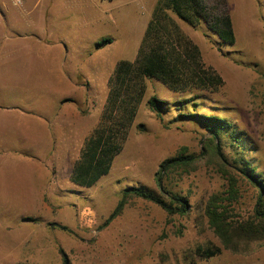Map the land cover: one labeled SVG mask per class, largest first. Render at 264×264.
<instances>
[{
    "label": "rangeland",
    "instance_id": "374dc122",
    "mask_svg": "<svg viewBox=\"0 0 264 264\" xmlns=\"http://www.w3.org/2000/svg\"><path fill=\"white\" fill-rule=\"evenodd\" d=\"M157 1L96 0L101 8L121 6L119 12L110 11L114 24L78 31L71 20H63L49 33L51 40L67 43L73 51L67 62L72 93L64 99L58 94L63 100L56 106L50 102L57 118L65 119L50 127L53 148L46 164L56 188L42 191L47 204L34 212L19 206L18 214L13 207L3 214L0 206V264H264V233L252 241L239 235L226 248L205 214L213 197L227 199L233 191V199L224 203L226 222L235 226L250 221L257 188L241 178L236 160L264 179V0H217L231 19V46L204 25L191 28L167 8L155 14ZM150 22L153 44H163L168 67L187 81V88L173 92L135 72L129 91L102 119L119 137L121 151L107 175L81 187L71 181L73 165L102 118L116 64L124 60L137 66L147 49L143 37ZM26 24L10 27L9 36L34 39L38 33ZM97 33L111 43L97 47L98 41H92ZM153 96L171 105L167 114L148 109ZM193 111L230 123L228 132H234L240 146L230 133L221 136L219 158L214 149L218 142L202 125L177 119L179 113ZM8 145L16 149L14 143H0V153ZM178 155L192 156L194 162L174 170L164 184L184 198L187 214L168 215L151 202L128 197L120 214L106 224L127 188L159 192V165Z\"/></svg>",
    "mask_w": 264,
    "mask_h": 264
},
{
    "label": "crops",
    "instance_id": "0c3cea01",
    "mask_svg": "<svg viewBox=\"0 0 264 264\" xmlns=\"http://www.w3.org/2000/svg\"><path fill=\"white\" fill-rule=\"evenodd\" d=\"M120 8H101L96 0H0V143L4 147L16 144V149L8 145L0 153L3 214L9 213L8 207L18 214L15 207L19 206L34 212L47 204L42 191L56 188L53 171L46 164L53 148L50 127L65 119L57 118L50 102L56 106L72 93L67 62L72 61L73 51L67 43L51 40L49 33L63 20H71L78 31H98L105 23L114 24L110 11ZM25 21L38 35L31 41L19 35L11 38L10 27L17 29ZM100 34L92 41H100L104 36ZM58 94L63 99L58 100Z\"/></svg>",
    "mask_w": 264,
    "mask_h": 264
},
{
    "label": "trees",
    "instance_id": "16d2710c",
    "mask_svg": "<svg viewBox=\"0 0 264 264\" xmlns=\"http://www.w3.org/2000/svg\"><path fill=\"white\" fill-rule=\"evenodd\" d=\"M219 5L220 3L217 0L215 2L213 0H158L154 13L157 14V11L167 8L179 20L191 28L204 25L206 30L216 37L219 42L231 46L235 42L231 19L224 11L219 9ZM153 32L154 24L150 22L143 37V42L148 47L146 50L144 49L145 51H141L142 58L137 66L122 60L116 64L113 70L112 76L109 79L110 89L102 118L96 129L85 140L79 158L74 163L71 171V181L81 187L89 188L102 176L107 175L112 159L121 151L119 137L115 135L114 131L107 129L103 125L102 119H104L107 112L113 111L123 93L129 91L135 72L143 77L161 82L173 92L183 91L187 88V85H185L187 81L178 77L168 67V54L163 44L158 42L153 44V40L155 39L152 34ZM110 43L109 39H102L96 43V46L102 47ZM182 104V101L176 102V106H182ZM147 107L158 116L167 114L171 109L169 103L161 101L155 96L148 99ZM176 110L181 109L178 107ZM193 112L192 114L179 113L177 119L191 118L202 125L211 135L212 140L218 142V144H214L215 154L219 158H223L219 138L221 136L226 137L230 133L228 130L232 128V125L218 117ZM232 133L234 132H231L229 135ZM229 138L240 146L239 139L237 140L232 135ZM193 162L194 158L192 156L185 155L165 159L159 165V169L155 174V184L159 192L146 188H127L118 200L106 224L120 214L128 197H137L151 202L163 209L168 215L183 216L187 214L189 206L186 201L178 193L167 189L164 179L165 177L168 178L174 170L187 168ZM236 162L239 166L238 171L241 178L257 188L250 221L237 223L235 226L226 222L227 217L224 215L226 207L224 203L233 199V191L228 193L227 199H220L217 196L213 197L207 204L205 211L209 226L214 230L226 248L231 240L239 235L252 241L264 233V179L259 177V174L253 173L251 169L246 170L247 167L245 165L247 164L242 160H236ZM165 196L167 199H164ZM62 230L66 229L62 227ZM214 254L211 253L209 256H213Z\"/></svg>",
    "mask_w": 264,
    "mask_h": 264
}]
</instances>
